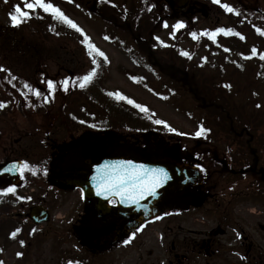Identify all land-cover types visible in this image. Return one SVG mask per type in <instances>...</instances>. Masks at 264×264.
Returning a JSON list of instances; mask_svg holds the SVG:
<instances>
[{"label":"rangeland","instance_id":"374dc122","mask_svg":"<svg viewBox=\"0 0 264 264\" xmlns=\"http://www.w3.org/2000/svg\"><path fill=\"white\" fill-rule=\"evenodd\" d=\"M51 2L84 30L90 42L107 59L93 49L97 61L93 64L84 34L56 21L42 9L35 10L31 18L19 26L26 32L34 25L41 31H37L41 36L45 32L48 37L42 38L47 52H39L37 57L30 58L29 53L18 52L16 48L9 50L10 46L2 47L1 40L8 37L9 30H17L9 17L14 11L12 6L20 4L24 8V0H0V65L10 70L0 71V101L6 105L0 108V163L20 158L22 154L42 152L41 147L45 148V144L41 142L45 141V131L50 130L54 131L52 139L59 142H67L72 131L76 134L83 130H113L124 135L127 141L155 132L164 143L181 145L189 151H193L200 140L204 159L208 154L207 147L217 150L223 157L224 150L236 152L250 135L253 136V143L250 141L253 148L256 143L260 145V140L264 141V60L260 59L264 54V34H261L264 33V0H221L219 4L215 0H190L182 11L172 10L167 0H153V14L158 16L157 27L154 26L145 37L137 36L136 39L125 31V25L118 22L120 17H126L132 0H98L96 6L94 0ZM133 2L140 13L142 5L138 0ZM224 3L233 6L239 15L226 11L222 6ZM138 15L146 16V13ZM153 17L150 14L149 20ZM179 21H183L185 27L170 35L174 32L172 26ZM165 22L168 27H164ZM217 28H231L234 32L230 35L219 33L216 41L202 35L204 31L213 32ZM192 32L197 33V38L192 37ZM237 32L241 35H236ZM21 36L20 33L23 38ZM42 38L39 36L40 40ZM25 41L28 42L26 38ZM254 48L256 55H252ZM153 57L157 61H174L181 72L159 68ZM92 68L96 69L97 75L86 87H79L78 78ZM184 72L188 74L184 75ZM197 76L199 80H193L197 85L212 82L230 95L234 108L241 109L254 128L241 126L235 118H231L232 123L228 124L233 126V131H248L249 135L233 133L235 136H232L217 129L208 118L206 109L210 104L208 101L222 108V99L215 102L213 98L202 97L205 105L198 101L193 88L186 85ZM65 79L69 80L67 91L61 84ZM48 80L57 84L52 93L47 88ZM26 83L44 95L37 97L29 92ZM117 92L135 104L143 105L145 110L128 103L127 99H117L114 95ZM45 96H48L47 100ZM72 105L74 108L70 109L68 106ZM60 117L65 125L56 123L55 119ZM66 119L76 124L72 127ZM157 120L165 123L158 124ZM201 126L209 131L197 137L194 133ZM9 186L0 185V189ZM18 193L16 187L14 194L0 195V261L3 264H20V241L9 238L16 226ZM54 193L74 200L78 192L54 189ZM201 212L198 225L201 237H204L214 225V218L209 204L203 206ZM10 216L15 223L6 221ZM172 225L175 226L174 233L178 232L179 223ZM191 225L186 218L182 221L184 233ZM163 226L164 222L159 220L146 230L143 242L147 243V250L141 264L167 263L162 250L166 241L162 236ZM65 246L74 248V245ZM149 249L153 251L152 255H149ZM115 261V264L124 263L117 258Z\"/></svg>","mask_w":264,"mask_h":264},{"label":"flooded vegetation","instance_id":"af4514ba","mask_svg":"<svg viewBox=\"0 0 264 264\" xmlns=\"http://www.w3.org/2000/svg\"><path fill=\"white\" fill-rule=\"evenodd\" d=\"M75 132L70 133L67 142H59L51 137L54 131H45L42 143L46 149L41 147L42 152L34 155H20V160L27 161L33 169L24 171L17 187L16 227L20 229L17 240L24 241L20 243V264H69V261L115 264L116 258L123 264H141L147 250L143 236L159 220L164 222L162 236L166 241L162 250L167 257L166 264H264L263 140L253 148L250 135L236 152L224 150L223 157L207 147L205 159L210 161L207 164L200 151V140L189 151L181 145L164 143L155 132L144 133L132 141L113 130ZM220 132L249 135L248 131ZM148 154L151 159L170 157L196 166L200 171V177L194 182L164 189L157 204L160 215L154 221H147L151 207L148 198L138 205L120 203L119 198H111L115 202L110 203L104 197L51 179L56 167L89 169L95 158L103 165L121 156L145 161ZM0 185L11 184L0 181ZM54 189L78 193L70 200L54 193ZM21 196L25 199H19ZM207 204L214 225L201 237L199 215ZM185 218L192 225L184 233ZM6 221L14 222L11 216ZM177 222L180 227L174 233L172 224ZM117 231V240L104 246L105 235ZM125 240L129 243H124ZM65 245H74L75 252ZM148 253L152 255L153 251L149 249Z\"/></svg>","mask_w":264,"mask_h":264},{"label":"snow or ice","instance_id":"6c2138e0","mask_svg":"<svg viewBox=\"0 0 264 264\" xmlns=\"http://www.w3.org/2000/svg\"><path fill=\"white\" fill-rule=\"evenodd\" d=\"M216 3H221V0H215ZM223 8L232 13L235 12L239 15V12L231 5L224 3ZM27 9V10H24ZM42 9L44 13H49L53 19L56 21L62 22L67 24L69 27L76 29L77 31L81 32L85 36V42L88 45L89 56H93L92 63L97 64L96 59L94 58L93 49L96 54L103 57L105 60L107 57L105 54L93 45L87 35L84 33V30L80 28L75 21L70 19L58 6L51 2V0H24V8H21L20 4L14 6V11L9 13L10 20L13 26H19L27 19H30L32 13L37 10ZM164 27H168V24L165 22ZM174 32L170 35L175 34V30H179L185 27L183 21L177 22L175 25L172 26ZM258 31H260L258 29ZM234 29L231 28H217L213 32L204 31L202 35L209 36V38L213 41H216L217 34L223 33L224 35L233 34ZM192 37L195 39L197 38V33L192 32L190 33ZM236 35H241L240 33H235ZM264 34V33H261ZM159 40L160 38L157 37ZM185 56H189V53L183 52ZM252 55H256V49L252 50ZM260 59L264 60V54L260 55ZM0 71L2 72H9L10 70L5 68L4 66L0 65ZM97 75L96 69L92 68L87 74L78 78L80 81L79 87L84 88L87 84L91 83L93 78ZM15 79V77H12ZM65 91L68 90L69 80L65 79L61 82ZM25 87L28 89L29 92H32L37 97L44 95L39 89L33 88L29 84H25ZM57 84L53 80L47 81V88L49 93L55 91ZM117 99H127L128 103L135 104V101L128 99L127 97L121 95L120 93L114 94ZM48 99V96H45V100ZM6 105L3 101H0V108H4ZM137 108L144 109L143 105L135 104ZM156 123L163 124L165 123L162 120H157ZM171 131H175V129H170ZM209 131L201 126L194 135L200 137L205 132ZM25 170H33L32 166L29 165L27 161L23 162L22 164L13 163L9 167H5L3 169L4 172H19L21 175L24 174ZM46 171V169H45ZM171 177L169 172L165 168H152L148 167L143 164H136L133 161H114L111 163L106 162L103 165L97 166L96 175L92 177L94 182V187L96 190V195L100 197H104L106 200H109L110 203H114L115 201L111 198H119L120 203L129 204V205H138L140 201L146 199L149 196H157L158 189H160ZM16 192V186L12 185L3 189H0V195L4 194H14ZM19 199L23 200L25 197H19ZM30 199V197H28ZM20 231L17 228L14 232L11 233L13 237ZM135 236V233L132 234ZM239 235V234H238ZM21 244L24 241H20ZM124 243H129L128 240H125ZM18 255H22L18 253ZM0 264H3L0 261ZM69 264H73L72 261H69Z\"/></svg>","mask_w":264,"mask_h":264},{"label":"trees","instance_id":"16d2710c","mask_svg":"<svg viewBox=\"0 0 264 264\" xmlns=\"http://www.w3.org/2000/svg\"><path fill=\"white\" fill-rule=\"evenodd\" d=\"M139 4L142 5L143 8H141V12L146 13V16L144 15H138L140 14L137 9L136 6L134 5L135 3L132 0V5L129 7L126 17L123 19L122 17H120L119 21L120 23H122V25L126 26L125 31L127 33H129L132 36H141L142 38L146 36V33L151 31V29L156 26L158 24V16L153 14V12L155 11V7H154V2L153 0H138ZM12 9H14V5L12 6ZM150 14H152V16L154 15L152 20H149V16ZM144 16V17H141ZM160 20V19H159ZM32 29H30L29 31L24 32L20 26H17V30L15 32L9 30V32L7 33L6 36L1 40V42L3 43L4 48H7L8 46H10V49H18V52H20V50L22 51L21 53H29V57L30 58H34L37 57L39 52L41 53H45L48 50L47 47L45 46L44 43V39L42 37H48L47 34H45L44 32V36H41L39 33H37L38 31V27L36 26H31ZM35 29V31H34ZM41 32V31H38ZM20 33L22 34L20 38ZM39 36L42 38V40L39 39ZM135 37V39H136ZM25 38L28 40L25 41ZM24 39V40H21ZM23 42H21V41ZM137 43H142V42H138ZM177 67V66H176ZM178 68V67H177ZM189 71V70H188ZM180 72V71H178ZM191 73V72H189ZM203 74V73H202ZM199 80V77L197 76V78H194L192 80H189L188 82H186L187 86H191L193 88V90L195 91L196 95L199 97H210L213 99H222V104L221 107H217L216 104H210L208 105L207 109H206V113L208 118H210L211 122L217 127L218 130H229L231 131L233 129V126H230L228 123H232L231 118H235L236 122L240 121V125L241 126H245L247 125L248 128L253 129L254 127H251V121L248 120V118L243 116V113H241V109L239 108H234L235 105L232 104L231 100L232 98L230 97V95L228 93H226V91L222 88H218L214 85V83L210 82H200V84L197 85V83H194L193 80ZM185 82V81H184ZM199 82V81H198ZM213 85V86H212ZM22 88L20 87V92L22 93ZM86 98V97H85ZM78 100H80L78 98ZM84 105L87 104V102H83ZM70 109H73V105L72 106H68ZM231 120V121H230ZM61 123H64V121L62 120H58ZM67 124H69L70 126H73V122L71 120L66 119ZM257 126H259V124H256ZM253 131V130H251ZM235 136V135H232ZM233 138V137H231Z\"/></svg>","mask_w":264,"mask_h":264},{"label":"water","instance_id":"95a60500","mask_svg":"<svg viewBox=\"0 0 264 264\" xmlns=\"http://www.w3.org/2000/svg\"><path fill=\"white\" fill-rule=\"evenodd\" d=\"M96 2L97 0H95V6ZM169 2L174 10H183L188 6L190 0H169ZM157 155L160 154L158 153ZM145 157L146 160L143 162L129 156L118 157L116 158V161H124L123 159H127L129 161H133L136 164H143L152 168L162 167L168 170L171 179L168 180L167 183H165L160 189H158L157 196L147 197L149 203H151V207L149 208V215L147 218V220H150L155 218L159 214L157 203L163 194L164 188H177L185 184L192 183L200 177V171L196 166L179 163L176 159L170 157H157L151 159V154H148ZM21 162L22 161L18 159H12L6 161L3 164H0V179L15 185H19L20 173L16 171L4 172L3 169L5 167L11 166V164L13 163L21 164ZM99 162L100 159L95 158L89 169L74 168L72 170H62L56 167L51 175V179L66 187H80L84 190L85 193L96 194L92 177L96 175V169L97 166H99ZM34 215H36V213H34ZM123 230L125 229H122V231ZM118 234L119 231L113 234H106L105 238L107 239V241L104 246L115 242Z\"/></svg>","mask_w":264,"mask_h":264}]
</instances>
